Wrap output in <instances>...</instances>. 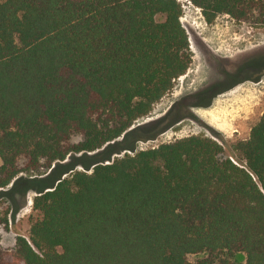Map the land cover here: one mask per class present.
Instances as JSON below:
<instances>
[{
	"label": "trees",
	"instance_id": "1",
	"mask_svg": "<svg viewBox=\"0 0 264 264\" xmlns=\"http://www.w3.org/2000/svg\"><path fill=\"white\" fill-rule=\"evenodd\" d=\"M190 1L208 23L264 24V0ZM182 13L179 0H0V194L37 193L29 237L5 248L0 221V264H264V113L231 150L191 134L136 151L144 127L129 128L192 63Z\"/></svg>",
	"mask_w": 264,
	"mask_h": 264
},
{
	"label": "rangeland",
	"instance_id": "2",
	"mask_svg": "<svg viewBox=\"0 0 264 264\" xmlns=\"http://www.w3.org/2000/svg\"><path fill=\"white\" fill-rule=\"evenodd\" d=\"M179 1L183 9L181 21L189 34L192 63L152 111L134 124L144 127V132L137 135L136 151L191 134L210 136L231 150L236 141L250 136L251 128L264 113V24L238 21L228 14H220L208 23L200 7L190 0ZM206 87H212L208 92L211 104L193 105L194 99L190 97ZM155 125L153 135L145 131ZM126 152L135 150L114 157ZM17 188L12 192L22 190ZM17 195L12 201L10 196L0 194L5 248H12L19 234L29 237L35 194ZM202 256L192 254L189 260ZM234 261L246 264V257L237 253Z\"/></svg>",
	"mask_w": 264,
	"mask_h": 264
},
{
	"label": "crops",
	"instance_id": "3",
	"mask_svg": "<svg viewBox=\"0 0 264 264\" xmlns=\"http://www.w3.org/2000/svg\"><path fill=\"white\" fill-rule=\"evenodd\" d=\"M21 175H22V174H20V175L17 176L16 178L20 177ZM16 178H15V179H14V180H13L8 186H7V187H5V188H7V189L10 188V187L13 185L14 181L16 180ZM5 188H3V189H5ZM30 193L35 194V195L37 194L35 191L30 190V191L27 192L26 196H27V195H30Z\"/></svg>",
	"mask_w": 264,
	"mask_h": 264
},
{
	"label": "water",
	"instance_id": "4",
	"mask_svg": "<svg viewBox=\"0 0 264 264\" xmlns=\"http://www.w3.org/2000/svg\"><path fill=\"white\" fill-rule=\"evenodd\" d=\"M133 127H134V126H132V127H131V128H129V129H132ZM65 175H66V174H64L62 177H65ZM57 182H58V181H57ZM57 182H56V183H57Z\"/></svg>",
	"mask_w": 264,
	"mask_h": 264
}]
</instances>
